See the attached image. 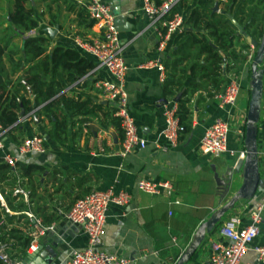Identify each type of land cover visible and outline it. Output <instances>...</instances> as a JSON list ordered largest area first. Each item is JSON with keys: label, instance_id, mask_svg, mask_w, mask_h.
Wrapping results in <instances>:
<instances>
[{"label": "crops", "instance_id": "1", "mask_svg": "<svg viewBox=\"0 0 264 264\" xmlns=\"http://www.w3.org/2000/svg\"><path fill=\"white\" fill-rule=\"evenodd\" d=\"M2 1L0 39L7 43L6 48L10 47L12 52L16 51L11 57L3 56L2 59L12 84L21 76V70L16 71L12 64L19 57L24 58L20 47L23 38L27 36L46 37L49 41L46 52L53 46L71 48L94 63V60L80 51L74 42L75 38L87 40L96 35L94 22L91 26H86V22H89L88 16L85 22H81L75 14L76 9L83 8V0H24V7L32 8L38 21L37 27L29 32L10 29L8 11L13 0ZM100 1L107 3L113 13L118 12L123 16L116 28L121 45L120 55L126 65L123 82L125 104L136 134L145 141L144 146H134L124 155L118 154L122 139L120 128L117 130L112 125L111 118L114 116L110 103L101 97L95 86L97 80L108 79L109 76L104 68L94 63L79 82L71 83L60 92L65 98L76 99L78 95L80 100L88 98L85 107L91 108L93 113H65L66 111L61 109V103L56 99L46 109L42 107L44 110L42 113L38 110L41 104L25 114L20 110L16 122L19 124L18 128L12 130L10 134L3 130L4 151L14 154L19 141L32 135L43 138L44 151L39 154H27L19 160L37 165L41 169L32 173L30 177H21L20 185L25 198L12 193L15 185L11 188L10 196H15L13 204L21 200L27 209L10 210L0 193V206L8 215L17 217L10 222L6 218H1L0 223L4 222L7 230L14 227L31 238L26 252L32 251L30 244L36 246L41 243L52 250L53 255H47L48 264H64L73 250L83 248L86 243V234L78 225L69 222L64 213L76 198L89 190L110 188L113 194L126 193L128 200L124 205L108 204L99 249L106 254L127 259L128 264H174L190 242L200 222L221 204L218 201L214 173L223 174L225 167L233 165L235 159L240 157L239 152L242 151L244 154L243 131L250 62L254 53V48L246 37L251 40L255 38L246 34L235 20V23L232 22L236 26V33L239 34L232 48L235 53L243 56V59L228 58L230 67L223 71L221 66L222 71L217 76L221 78V82L215 89H212L208 78L199 81L195 77V82H200L203 87H198L188 96L187 105L190 110L188 131L179 136L175 147H170L161 140L160 143L167 145L166 149L157 150L153 148L151 140L164 127L163 110L157 100L163 98L176 103L181 97V90L187 86L190 79H183L181 88L173 95H164V81L159 82L158 71L149 65L158 57L156 50L158 24L151 23L141 11V0ZM216 2L215 12H218L226 0ZM195 4L196 0H180L177 3L175 8L183 21ZM245 10L244 8L243 11ZM4 27L7 28L3 29ZM184 27L182 24L181 29ZM46 29L52 34L48 35ZM249 31L252 33L253 28ZM178 32L167 40L162 63L174 47L173 39ZM245 45L247 47H244ZM21 64L23 65V62ZM164 74L166 75L165 69ZM231 77L238 84V98L234 106L219 109L215 96ZM84 80L85 85H81ZM19 94H23L22 91H19ZM177 94L180 96L173 101ZM26 96L32 104V95L27 92ZM59 111L66 114L65 132L56 137L52 116L59 114ZM218 117L229 121L227 147L236 152L234 156L224 153L220 157H210L201 154L198 149L202 131ZM255 125L259 185L250 198L238 200L233 208L222 216L183 264H209L208 245L210 240L217 239L218 227L232 215L239 218V226L246 225L249 212L264 193V70L260 107ZM10 136H14L15 141ZM13 174L15 177L18 175L16 172ZM140 179L152 182L166 181L171 188L168 193L142 192L136 188V182ZM240 182V175H234L228 196L239 187ZM0 186L3 187L4 193H7V188L1 184ZM247 190H250L249 184ZM47 226L52 228L44 230L43 228ZM9 238L8 236L7 239ZM221 241L226 242L224 239ZM252 244L264 245V203L258 234ZM3 249L4 244H0V252L7 254ZM241 260L259 264L250 248Z\"/></svg>", "mask_w": 264, "mask_h": 264}, {"label": "trees", "instance_id": "2", "mask_svg": "<svg viewBox=\"0 0 264 264\" xmlns=\"http://www.w3.org/2000/svg\"><path fill=\"white\" fill-rule=\"evenodd\" d=\"M161 1L153 0L155 5H159ZM213 1L196 0L195 6L190 9L183 21L184 29H181L175 35L173 39L174 47L163 63L166 72L163 82L164 95H173L181 88L183 79H190L187 86L181 90V97L176 101V116L179 124L184 128L183 133L189 129L188 96L198 87H203L200 82H195V77L199 81L202 78H208L212 89H215L221 82V78L217 77L222 71L221 66L223 71L230 67L227 61L228 58L243 59V56L235 53L232 48L239 34L236 33L237 29L231 18L235 20L236 24L241 25L246 34L253 38L255 29L251 33L250 28L259 19L260 22L264 19V14L262 18L259 16L256 6H250L243 11L248 0H226V3L218 12L211 11ZM255 3L264 6V0H256ZM173 10L176 11V8H173ZM75 14L79 21L85 22L87 13L84 8L76 9ZM8 16L11 30L15 28L21 32H29L38 25L33 9L25 8L24 0H13ZM87 22L86 26H91L93 21ZM261 26L258 29L260 36ZM6 44L3 39H0V128L6 130V134H10L12 130L18 128L19 124L16 122L20 110L25 114L41 104L42 106L38 110H41L42 113L43 108L46 109L56 99L61 103V109L65 110V113H93L91 108L86 109L85 107L89 101L88 98L80 100L79 95L76 99L65 98L60 93L71 83L79 82L93 67V61L80 55L77 50L61 46H53L49 52H46L49 44L46 37L41 35L27 36L23 38L20 47L24 58L19 57L12 64L13 69L16 71L21 70V76L17 77L12 84L2 60L3 56L8 58L12 54L10 50H7ZM244 47H247V45ZM22 62L26 67L21 64ZM85 83L84 80L81 85H85ZM19 91H22L23 94H19ZM27 92L32 95V104L26 96ZM94 106L97 105L94 104ZM61 111H59V114L52 116L56 137H60V134L65 132L66 114ZM111 123L119 130V122L116 117L111 118ZM10 137L15 141L14 136ZM40 169L37 165L21 161L15 164V168H11L4 164L0 158V184L7 188L8 194H4L2 186H0V193L10 210H16V208L27 209V206L21 200L15 205L13 204L15 196H10L11 188L16 183L13 172H16L20 177H30L32 173L38 172ZM1 218H6L10 222L17 217L8 215L4 208L0 206V220ZM8 236L9 239H7ZM30 240V237L23 235L18 229L13 227L7 230L5 223H0V244H4V249L10 258L20 259L24 257ZM0 264L4 263L0 260Z\"/></svg>", "mask_w": 264, "mask_h": 264}, {"label": "built area", "instance_id": "3", "mask_svg": "<svg viewBox=\"0 0 264 264\" xmlns=\"http://www.w3.org/2000/svg\"><path fill=\"white\" fill-rule=\"evenodd\" d=\"M179 0H162L155 5L151 0H141V11L151 23L158 24L157 46L158 57L149 65L158 71V80L165 79L164 66L162 63L163 52L170 36L182 28L183 18L173 8ZM223 2L224 0H218ZM89 21L92 20L96 27V35L85 40L75 38L74 42L80 51L89 55L96 66L106 70L109 78L99 79L95 83L101 97L110 103L112 115L118 119L122 134L119 155H124L132 147H143L145 141L138 137L132 119L127 113L125 104V92L123 88L126 65L120 55L121 45L115 28V14L107 3L100 0H83ZM173 10V11H172ZM264 63V61H263ZM239 94L236 80L231 77L224 84L222 90L216 94L215 99L219 109L234 106ZM157 103L162 107L164 127L151 140L154 149L165 150L166 146L175 147L179 136L183 133V126L179 124L176 116V103L159 98ZM229 121L214 118L204 128L199 139L198 149L201 154L210 157H220L227 153L236 155L234 150L227 147V135ZM3 130L0 128V158L4 164L15 168V164L27 154H39L44 151L43 138L32 135L22 138L15 147V153L4 151L2 141ZM163 140L166 144L160 143ZM243 152L238 156L242 157ZM17 175V174H16ZM21 177L16 176V183L12 193L26 197L20 185ZM136 188L142 192L158 194L167 192L171 186L168 182H152L149 180H138ZM128 195L123 192L113 194L110 188L104 190L91 189L84 195L76 198L64 217L71 223L78 225L86 234L85 246L73 250L64 264H128L125 258L106 254L99 249L101 237L104 233V222L106 210L109 203L124 205L127 203ZM264 203V193L260 201L253 206L248 214V223L239 226L240 220L232 215L227 218L217 229V239L209 241V264H251L242 261V256L250 248L256 256L259 264H264V245H253L252 241L257 236L261 221V211ZM51 226L43 228L51 229ZM220 238V239H218ZM224 239L226 242L221 241ZM31 250L35 245L30 244ZM0 260L4 264H22L19 259H12L4 252H0Z\"/></svg>", "mask_w": 264, "mask_h": 264}, {"label": "water", "instance_id": "4", "mask_svg": "<svg viewBox=\"0 0 264 264\" xmlns=\"http://www.w3.org/2000/svg\"><path fill=\"white\" fill-rule=\"evenodd\" d=\"M217 10L216 0L211 8L212 12ZM115 28L117 23H120L123 16L115 12ZM232 22L234 20L232 19ZM240 30V27L237 26ZM262 32L258 41L251 40L246 37V40L254 48V53L250 62V74L248 81V101L245 113L244 131H243V143L244 154L243 157H237L231 166L225 167L223 174L217 175L214 173V180L218 187V201L221 204L213 211L209 216L197 226L193 233L190 242L185 249L176 258L174 264H183L186 262L193 252L202 243L205 234L209 233L215 225L221 220L222 216L231 210L234 204L241 199L250 198L259 185L258 172H257V148L255 141L256 134V120L260 107V97L262 88V75L264 70V19L262 21ZM117 30V28H116ZM48 35L52 32L46 29ZM244 34L242 31H240ZM180 94H177L173 101H176ZM240 175L241 182L239 187L228 196L230 192L231 183L234 175ZM250 185V190H247V185ZM53 255L52 250L48 246L43 244H37L31 252H27L22 258V264H48L49 260L47 255ZM42 261V262H41Z\"/></svg>", "mask_w": 264, "mask_h": 264}, {"label": "rangeland", "instance_id": "5", "mask_svg": "<svg viewBox=\"0 0 264 264\" xmlns=\"http://www.w3.org/2000/svg\"><path fill=\"white\" fill-rule=\"evenodd\" d=\"M180 2V0L178 1V3ZM256 2V0L255 1H251V0H248V2H247V5L245 6V9H247L248 7H250V6H256L257 8H258V11H259V16L262 18V15L264 14V6L262 5V4H260V5H258V4H256L255 3ZM0 6H3V1L2 0H0ZM261 24H262V21L260 22V19H259V21L257 22V23H255L254 25H253V30L255 31V33H254V38L256 39V41H258L259 40V38H260V33L258 32V29H259V27L261 26ZM5 28H7V27H4L3 29H5ZM7 35V34H6ZM4 36L5 35H3L2 37L4 38ZM7 50H10V52L12 53L11 55H13V52L14 53H16V51H11V49H10V47H7ZM4 194H6V192L4 193ZM3 197V196H2ZM4 198V197H3ZM4 200V199H3Z\"/></svg>", "mask_w": 264, "mask_h": 264}]
</instances>
